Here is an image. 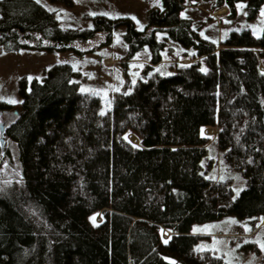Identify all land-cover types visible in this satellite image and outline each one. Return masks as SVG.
Returning a JSON list of instances; mask_svg holds the SVG:
<instances>
[{"label":"trees","instance_id":"trees-1","mask_svg":"<svg viewBox=\"0 0 264 264\" xmlns=\"http://www.w3.org/2000/svg\"><path fill=\"white\" fill-rule=\"evenodd\" d=\"M238 1L212 7L234 15ZM75 2L0 0V45L67 48L126 24V58L148 44L151 64L131 89L112 91L104 111L69 61L50 65L30 89L22 80L21 111L5 128L18 143L22 176L0 190V264H229L212 249L196 250L201 234L192 226L228 214L264 217V30L232 28L216 42L184 15L187 0H161L144 28L128 15L96 14L94 28L63 24L54 4ZM263 3L248 0L250 13ZM166 38L194 48L188 63L170 61V74L149 69ZM12 106L0 99V111ZM207 127L242 173L238 193L232 175L204 169ZM246 245L259 250L256 241Z\"/></svg>","mask_w":264,"mask_h":264},{"label":"rangeland","instance_id":"rangeland-1","mask_svg":"<svg viewBox=\"0 0 264 264\" xmlns=\"http://www.w3.org/2000/svg\"><path fill=\"white\" fill-rule=\"evenodd\" d=\"M46 4L50 0H40ZM213 0H187L184 15L193 21V27L207 38L219 42L230 29L248 26L254 34L261 35L264 30V3L256 14L250 13L248 0H239L237 12L231 15V9L223 6L219 9L212 7ZM161 5V0H76L73 6L56 3L58 15L63 24L78 25L94 28L96 14L112 17L128 15L135 20L138 28H144L148 22L149 10ZM127 25L112 30L99 29L94 36L85 39L76 38L67 48L27 47L8 48L0 45V99L9 101L12 107L0 111V124L9 125L21 111L23 94L22 80L26 79V88L30 89L33 78L42 79L48 67L59 61H69L77 74V80L83 89L100 94L104 111L112 105L111 92L116 89H131L132 82L142 75L146 64L150 63L151 50L146 44L130 58H126L129 42L124 37ZM158 36H166L164 31H158ZM49 44V40L45 42ZM162 51V60L153 64L149 69L163 74L174 72L170 61L179 58V62L188 63L185 58L193 47H184L179 42L166 38ZM264 70V65L261 64ZM208 135V155L202 161L208 175L214 177H234L235 191L238 193L245 185L238 179L242 174L239 169L232 168L225 160L216 141L217 129L207 127L203 130ZM3 146H0V190L12 181L22 176V166L17 141L4 136ZM132 142L139 143L138 136L128 134ZM208 158L212 164L207 165ZM95 221L101 220V214L94 213ZM194 233L201 234L195 245L196 250L212 249L222 254L229 264H259L264 257V217L239 218L228 214L216 219L195 222L192 226ZM167 235H165L166 237ZM256 241L259 250L246 245ZM245 245V246H244Z\"/></svg>","mask_w":264,"mask_h":264},{"label":"water","instance_id":"water-1","mask_svg":"<svg viewBox=\"0 0 264 264\" xmlns=\"http://www.w3.org/2000/svg\"><path fill=\"white\" fill-rule=\"evenodd\" d=\"M0 128H1V131L3 132V130H4V125H3V124H0ZM3 143H4V138L1 137V144L3 145ZM134 143H135V142H134Z\"/></svg>","mask_w":264,"mask_h":264},{"label":"flooded vegetation","instance_id":"flooded-vegetation-1","mask_svg":"<svg viewBox=\"0 0 264 264\" xmlns=\"http://www.w3.org/2000/svg\"><path fill=\"white\" fill-rule=\"evenodd\" d=\"M5 128H6V126H4V130H3V132H4V136H5ZM3 146V145H2Z\"/></svg>","mask_w":264,"mask_h":264},{"label":"bare ground","instance_id":"bare-ground-1","mask_svg":"<svg viewBox=\"0 0 264 264\" xmlns=\"http://www.w3.org/2000/svg\"><path fill=\"white\" fill-rule=\"evenodd\" d=\"M138 138V137H137Z\"/></svg>","mask_w":264,"mask_h":264}]
</instances>
